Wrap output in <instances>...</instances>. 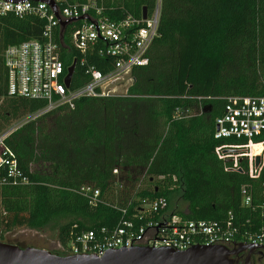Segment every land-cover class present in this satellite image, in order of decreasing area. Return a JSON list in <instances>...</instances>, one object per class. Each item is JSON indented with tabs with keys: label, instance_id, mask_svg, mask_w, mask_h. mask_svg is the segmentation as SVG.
Returning <instances> with one entry per match:
<instances>
[{
	"label": "trees",
	"instance_id": "obj_1",
	"mask_svg": "<svg viewBox=\"0 0 264 264\" xmlns=\"http://www.w3.org/2000/svg\"><path fill=\"white\" fill-rule=\"evenodd\" d=\"M97 1L113 19L141 18L144 7L150 11L156 4ZM44 24L37 15H0V132L45 105L8 96L3 56L10 45L41 39ZM75 58L73 87L89 80L88 65L104 73L113 65L95 54H88L82 65L79 52L65 39L63 61L70 65ZM132 77L125 95L81 98L74 108L59 107L6 139L30 182L0 185L1 234L76 217L58 225L57 240L66 247L76 231L113 227L122 212L111 205L116 199L110 194L112 183L118 176L131 181L144 173L155 185L138 195L166 196L171 207L180 192L187 206L177 212L187 219L222 220L229 211L238 220L251 216L241 205V187L250 179L225 170L215 153L224 141L214 133L228 97L264 96V0H162L149 62L136 67ZM177 109L190 113L178 116ZM263 181L264 169L255 183V199ZM87 184L99 188L108 203L92 206L79 192Z\"/></svg>",
	"mask_w": 264,
	"mask_h": 264
},
{
	"label": "built area",
	"instance_id": "obj_2",
	"mask_svg": "<svg viewBox=\"0 0 264 264\" xmlns=\"http://www.w3.org/2000/svg\"><path fill=\"white\" fill-rule=\"evenodd\" d=\"M53 2L57 13L41 1L0 0V15H37L45 20L41 39L10 45L3 54L8 96L43 100L45 105L0 132V185L30 182L19 166L16 154L5 144L13 132L59 107L74 108L81 98L119 95V84L128 82L131 85L132 71L148 64L150 48L159 36L162 0H156L154 8L147 10L146 19L131 14L113 19L104 14L103 6L97 0ZM61 22L66 24L64 28ZM65 39L70 49L79 52L82 65L88 54H95L112 60V69L104 73L88 65L85 70L89 80L73 87L72 75L68 87V69L73 63L77 65V58L70 65L63 61ZM129 84L125 86L126 93ZM176 113L184 116L190 110L177 109ZM215 126V139L224 141L215 147V153L223 161L225 170L245 173L250 179L241 187V205L251 210V216L238 220L229 211L222 220H190L172 211L166 196L138 195L155 185L146 173L131 181L118 176L110 191V194L115 190L122 194L114 201L110 200V204L122 212L118 223L113 227L100 226L72 233L67 246L60 245L64 255L101 257L106 249H118L123 245L170 246L186 250L192 245L210 244L233 249L234 240L244 245L257 243L264 246V181L259 197L254 198L255 183L264 169V96L228 97L223 113L215 119ZM257 157L260 158L258 164ZM114 174H119L117 169ZM79 192L89 198L92 206L108 203L101 190L91 184L83 185ZM122 201H125L124 206L119 205ZM130 206L134 207L132 211ZM78 227V224L73 225L74 229Z\"/></svg>",
	"mask_w": 264,
	"mask_h": 264
},
{
	"label": "water",
	"instance_id": "obj_3",
	"mask_svg": "<svg viewBox=\"0 0 264 264\" xmlns=\"http://www.w3.org/2000/svg\"><path fill=\"white\" fill-rule=\"evenodd\" d=\"M14 2L23 0H12ZM45 2L57 8L53 0H33ZM147 8H143V19L147 18ZM62 27L65 23L61 22ZM76 64L73 63L68 71L66 85L71 84L72 75ZM260 158H256L257 164ZM218 240V239H217ZM224 240V239H220ZM233 249L223 245L198 244L192 245L186 250H178L170 246H132L123 245L118 249H106L103 255H61L51 250L33 246L21 247L20 245L0 240V264H238L232 255L242 251L251 254L254 250H264L262 244L250 243L244 245L235 243ZM245 264H250L247 261Z\"/></svg>",
	"mask_w": 264,
	"mask_h": 264
},
{
	"label": "rangeland",
	"instance_id": "obj_4",
	"mask_svg": "<svg viewBox=\"0 0 264 264\" xmlns=\"http://www.w3.org/2000/svg\"><path fill=\"white\" fill-rule=\"evenodd\" d=\"M127 83L119 84L118 92L119 95L125 94ZM130 85V84H129ZM126 88V89H125ZM17 120V119H16ZM12 120L11 124L16 121ZM113 197L122 196L116 190L113 192ZM126 194L125 196H127ZM172 211H184L186 210V203L181 198V193H176L172 200ZM76 217H65L62 219L49 220L45 222L43 226L40 228H32V227H22V228H14L13 230L1 234L0 230V240L8 243H13L20 245L21 247L33 246L39 248H45L51 251H55L57 254H61L62 248L61 244L57 240V229L60 222H68L71 220H76ZM62 255V254H61Z\"/></svg>",
	"mask_w": 264,
	"mask_h": 264
},
{
	"label": "flooded vegetation",
	"instance_id": "obj_5",
	"mask_svg": "<svg viewBox=\"0 0 264 264\" xmlns=\"http://www.w3.org/2000/svg\"><path fill=\"white\" fill-rule=\"evenodd\" d=\"M238 264H245L247 261L250 264H264V250L256 249L251 254L247 251H242L238 254L232 255Z\"/></svg>",
	"mask_w": 264,
	"mask_h": 264
}]
</instances>
